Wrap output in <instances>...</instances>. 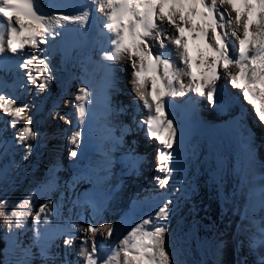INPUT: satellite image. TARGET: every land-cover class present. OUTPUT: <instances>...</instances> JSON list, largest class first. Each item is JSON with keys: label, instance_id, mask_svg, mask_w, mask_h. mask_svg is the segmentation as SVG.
I'll return each mask as SVG.
<instances>
[{"label": "bare ground", "instance_id": "bare-ground-1", "mask_svg": "<svg viewBox=\"0 0 264 264\" xmlns=\"http://www.w3.org/2000/svg\"><path fill=\"white\" fill-rule=\"evenodd\" d=\"M39 3L48 14H68L87 9L90 20L87 26L69 25L52 43L43 46V55L52 68V81L46 91L38 92L35 86L28 84L23 69L10 72L14 74L1 91L16 98L17 104L31 105L29 114L33 117L32 126L37 137L27 142L32 144V153L24 159L26 148L16 138L17 129H13L7 123L8 118L0 113V118L4 119V124L0 125V199L7 200L0 215L6 212L14 198L12 194L6 195L14 180L26 176L29 183L36 185L53 168L56 170L54 180L58 181L59 190L57 194H51V223L39 225L40 237H36L37 241L29 240L33 264H62L69 250L64 245L67 233L60 235V232L72 225L84 228L88 224H114L117 226L115 238H122L132 226L153 213L165 198L174 200V214L167 221L166 245L179 264H264V244L260 243V235L257 236V228L264 225V179L261 177L264 166L248 160L262 155L257 144L264 147V139L260 136L246 145L244 153H238L242 162L234 156L238 145L234 138L224 139L217 135L215 139L204 137L194 140L188 161H183L188 174L175 182L173 188L158 187L155 177L162 174L156 170L154 180L147 187L143 180L145 174L140 181L135 176L128 177L127 166L120 163V160H126L123 157L126 147L116 149V142L112 143L121 136L114 131L119 121L117 107L121 103H114L113 95L133 91L125 86L127 83H120L122 66H127L130 80L132 68L126 60L109 68L103 59L109 48V37L103 28L106 13L99 11V19L92 20L91 13L95 8L83 0H39ZM67 37L84 39L88 47L77 51L70 68L63 70L59 42ZM17 59L11 57V61ZM13 64L10 63L11 66ZM85 86L92 92V103L87 106L89 115L81 129L75 97ZM201 97L206 101L203 111L206 115L211 114L213 103L206 96ZM207 102H210V107ZM168 110L167 107V115L173 119L172 112ZM69 120L71 123L67 122ZM23 123L21 121L20 125ZM256 127H261L264 132V125ZM77 130L82 131L81 146L77 156L72 157L70 152L75 145L71 141ZM4 138L9 139L7 145ZM100 143L102 146L98 147ZM160 146L163 149L164 146L158 145V148ZM65 153L72 157L66 164L63 162ZM153 157L148 158L146 168L155 165ZM94 166L96 168L92 170ZM122 181L125 182L124 188L114 193L113 189ZM51 187L54 189L55 184ZM163 192H167L166 197L155 198L156 194L163 195ZM129 195L137 200V204L132 212L134 221L126 223L129 219L126 211L131 202H127ZM86 197L90 200H85ZM197 206L200 210H196ZM198 216L204 218L190 227ZM246 234L249 235L242 239ZM77 236L67 258L75 264H84L79 255L84 233ZM253 238L258 243L255 248L250 246ZM96 239L97 243H108L99 234ZM187 255L190 258L185 259Z\"/></svg>", "mask_w": 264, "mask_h": 264}, {"label": "snow or ice", "instance_id": "snow-or-ice-1", "mask_svg": "<svg viewBox=\"0 0 264 264\" xmlns=\"http://www.w3.org/2000/svg\"><path fill=\"white\" fill-rule=\"evenodd\" d=\"M90 5L106 13L103 28L109 48L103 59L108 67L124 60L131 65L137 108L142 103L147 110L146 118L136 124L147 138L164 146L157 155L156 171L163 174L155 177L160 189L168 186L175 168L173 145L178 143V127L166 113L172 98L195 93L215 104L218 81L226 79L241 91L258 123L264 125V0H90ZM89 20L87 9L48 14L39 0H0V58L19 57L17 67L25 70L27 83L44 92L51 84L52 68L43 46L69 25L87 26ZM75 100L82 129L92 103L89 87L80 88ZM30 107L0 92V113L17 129L16 138L26 148L24 159L32 153V144L27 142L37 137ZM81 137V130L72 136V157L78 154ZM37 196L30 192L3 216L9 231L25 227ZM6 205L7 200L0 199V210ZM173 205V199L165 198L122 238H115L114 224L72 225L60 232L67 233L64 245L69 250L62 264H75L67 255L80 232L84 233L79 252L84 264H179L166 245ZM51 214L49 203L42 204L35 211L34 224H50ZM258 232L264 244V226ZM98 234L108 242L105 247L98 245ZM35 235L40 237L39 228Z\"/></svg>", "mask_w": 264, "mask_h": 264}, {"label": "rangeland", "instance_id": "rangeland-1", "mask_svg": "<svg viewBox=\"0 0 264 264\" xmlns=\"http://www.w3.org/2000/svg\"><path fill=\"white\" fill-rule=\"evenodd\" d=\"M127 75H128L127 66H122L121 75H120V81H121L120 83L122 85H124V83H127V85H125V86L129 87V85H130V87H131L132 85L130 83L129 75L128 76ZM122 94L125 95V93H122ZM126 95L129 96L130 94H126ZM113 101H114V103H121L123 101V97L113 95ZM124 102H126V101H124ZM3 124L4 123H1V125H3ZM68 139L70 140L69 137H68ZM205 151H206V149H205ZM207 152H209V151H207ZM69 157H70L69 153H65V155L63 157L64 164L68 163L70 161V159L72 158L71 157L69 159ZM105 157L109 158L107 155ZM101 159L103 161H105L104 158H101ZM153 159H154V157H153ZM109 160H110V158H109ZM151 163H152V161H151ZM152 166H154V165H152ZM94 168H96V167L94 166L92 168V170ZM149 168L150 167H148L146 169L145 176L143 177V180L145 182L144 183L145 187L149 186V184L152 183V181L154 180V174L156 172L155 171L156 168L155 169H153L152 167L150 169ZM213 170H214V167H213ZM55 171H56L55 168H53L48 173V175L44 178V180L39 182L36 185L29 183L28 178L26 176H21V177H19V180H14V183L11 185L10 189L7 191L6 195L12 194V195H14V198L12 199L11 202H9V205L7 207L6 212L4 214L0 215V233L3 235V238L8 242L5 264H33V258H32L33 254L29 251L30 250L29 243L31 240L37 241L36 235H35L36 229L39 228L43 224V222H42L40 224V226L36 225V229H34L33 228V225H34L33 217L35 215L36 209H38L42 204L49 203V207H50V203L53 202V200H52L53 196H51V194L52 193L57 194L56 192L59 190V188L57 187L58 181L54 180V172ZM139 181H140V179H139ZM52 184H55L54 189H53V187H51ZM30 192H37L38 196L34 201L35 208L33 209L32 213L28 216V218L26 220L25 227L21 228V229H16L15 227H13V229L11 231H9L7 226L3 222V216L7 213H10L11 210L13 208H15L16 205ZM224 204H222L223 207H224ZM180 210L183 211L184 208L181 207ZM196 210H200V207L197 206ZM227 215H228V213L225 211V216H227ZM203 218L204 217L198 216L197 218L192 220L190 227L196 226L197 223L199 221H201ZM248 235L249 234H246L245 237L242 239H245ZM104 243L106 244V242H104ZM254 245L257 246L258 243H254ZM254 245H252V246H254ZM253 251H255V250H253ZM244 252L245 251H243V253ZM187 258H190V256H188V255L185 256V259H187ZM189 264H192V262H190Z\"/></svg>", "mask_w": 264, "mask_h": 264}, {"label": "trees", "instance_id": "trees-1", "mask_svg": "<svg viewBox=\"0 0 264 264\" xmlns=\"http://www.w3.org/2000/svg\"><path fill=\"white\" fill-rule=\"evenodd\" d=\"M6 250V241L3 235L0 233V264H4V252Z\"/></svg>", "mask_w": 264, "mask_h": 264}]
</instances>
